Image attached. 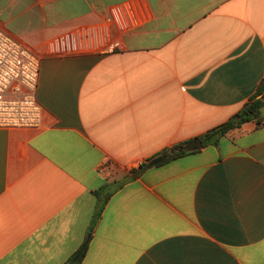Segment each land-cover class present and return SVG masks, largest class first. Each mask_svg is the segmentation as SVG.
Wrapping results in <instances>:
<instances>
[{
	"label": "crops",
	"instance_id": "0c3cea01",
	"mask_svg": "<svg viewBox=\"0 0 264 264\" xmlns=\"http://www.w3.org/2000/svg\"><path fill=\"white\" fill-rule=\"evenodd\" d=\"M40 59L39 129H0V264H264V0H0ZM122 185L120 190L114 191Z\"/></svg>",
	"mask_w": 264,
	"mask_h": 264
},
{
	"label": "built area",
	"instance_id": "2783aa9c",
	"mask_svg": "<svg viewBox=\"0 0 264 264\" xmlns=\"http://www.w3.org/2000/svg\"><path fill=\"white\" fill-rule=\"evenodd\" d=\"M40 59L0 29V129H39Z\"/></svg>",
	"mask_w": 264,
	"mask_h": 264
},
{
	"label": "trees",
	"instance_id": "16d2710c",
	"mask_svg": "<svg viewBox=\"0 0 264 264\" xmlns=\"http://www.w3.org/2000/svg\"><path fill=\"white\" fill-rule=\"evenodd\" d=\"M264 109V79L262 80L256 94L243 106L242 110L235 116L230 118L226 123L206 132L197 139H200L203 143V147L210 145L217 146L222 138H224L229 132L240 128L246 123L256 122L259 125L262 124L263 118L261 112ZM187 143L176 145L170 149H164L163 151L151 156L143 163L138 170L134 171L132 175L137 177L141 175L144 171L151 168H159L165 166L166 164L182 158L189 154H194L196 152H186L179 151L181 147ZM175 151V153H172ZM122 185L116 187L114 191L120 190ZM87 244L84 245L82 251L80 252L79 258L73 264H81L82 259L86 253Z\"/></svg>",
	"mask_w": 264,
	"mask_h": 264
},
{
	"label": "water",
	"instance_id": "95a60500",
	"mask_svg": "<svg viewBox=\"0 0 264 264\" xmlns=\"http://www.w3.org/2000/svg\"><path fill=\"white\" fill-rule=\"evenodd\" d=\"M202 149H203L202 141L200 139H196L194 141H191V142L187 143L183 147H181L179 149V151L197 152V151H200ZM172 153H175V151H173Z\"/></svg>",
	"mask_w": 264,
	"mask_h": 264
}]
</instances>
